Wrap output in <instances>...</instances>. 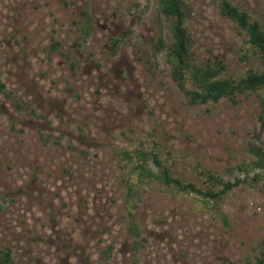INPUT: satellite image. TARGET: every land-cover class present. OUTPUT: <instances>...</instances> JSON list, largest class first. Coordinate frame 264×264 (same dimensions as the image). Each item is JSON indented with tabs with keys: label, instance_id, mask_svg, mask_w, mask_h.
I'll return each mask as SVG.
<instances>
[{
	"label": "rangeland",
	"instance_id": "rangeland-1",
	"mask_svg": "<svg viewBox=\"0 0 264 264\" xmlns=\"http://www.w3.org/2000/svg\"><path fill=\"white\" fill-rule=\"evenodd\" d=\"M158 1L0 0V245L18 264H264V88L190 103ZM221 1L182 0L190 59L239 79L262 64ZM229 1L264 27V0ZM138 150L184 182L237 184L213 202L139 179Z\"/></svg>",
	"mask_w": 264,
	"mask_h": 264
},
{
	"label": "trees",
	"instance_id": "trees-1",
	"mask_svg": "<svg viewBox=\"0 0 264 264\" xmlns=\"http://www.w3.org/2000/svg\"><path fill=\"white\" fill-rule=\"evenodd\" d=\"M158 10L170 20L171 40L167 46V57L171 68V78L185 93L188 101L192 104L206 103L208 101L216 102L222 97L233 98L234 95L246 91L264 88V27L257 21L250 19L245 10L239 9L229 0H222L220 4V13L229 17L231 20L245 31L247 42L258 53L262 68L260 70L249 69L244 76L239 79L219 76L218 69L212 67L210 62L196 64L190 59L188 33L184 24V10L182 0H159ZM117 40L112 41L111 48L115 50ZM157 48H162L165 44L161 38L155 42ZM220 68V67H219ZM190 80L192 87L187 85ZM5 83L0 77V93L6 92ZM251 151L257 156L255 166L263 171L261 178L264 187V151L261 147H254ZM123 157L130 164L131 172L135 173L139 179H159L165 184H173L180 190L194 192L203 198L213 202L218 201L224 194L237 184V181H223L222 179L208 175L210 179L217 182L215 187H200L192 182H184L175 177L171 171L164 165L154 152L138 150L133 155L129 152H123ZM151 162L159 168L152 171L148 162ZM257 176V175H255ZM133 183L128 180L126 183V196H130L133 190ZM128 204V198L126 199ZM222 218L225 219L224 214ZM128 233L138 235V226L132 218L127 222ZM136 244V241H134ZM262 257L258 258L259 263L264 259V242L262 243ZM0 264H18L8 246L0 245Z\"/></svg>",
	"mask_w": 264,
	"mask_h": 264
}]
</instances>
